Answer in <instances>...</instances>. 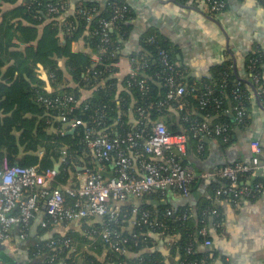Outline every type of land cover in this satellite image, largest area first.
Instances as JSON below:
<instances>
[{
  "label": "trees",
  "instance_id": "16d2710c",
  "mask_svg": "<svg viewBox=\"0 0 264 264\" xmlns=\"http://www.w3.org/2000/svg\"><path fill=\"white\" fill-rule=\"evenodd\" d=\"M56 1L58 0H0V68L9 60L13 61V64L7 67L6 74L2 75L0 79V167L20 165L37 166L38 169L57 168L59 180H66L68 168L73 169L71 163L79 162V157L84 154L87 155L89 152L85 141L87 128L93 127L97 133L104 131L106 128L107 130L103 133L112 137H123L127 132L135 129L128 123L126 114L131 101L132 111L134 110L138 121L136 108L152 105V108L147 109V120H142L143 123L138 126L144 130V135L150 133L152 124L157 122L159 118H163L169 132L180 133L185 131L191 135L190 128L193 121L190 115L187 114L188 106L196 109L203 116H213L215 123H226L229 126H234L237 123L233 115L224 112V105L211 104L202 108L199 104V96L208 87L214 90L213 95L217 99L222 97L231 98V90L237 82L245 90L247 94L246 101L248 100L249 91L246 82L236 80L231 73H228L224 82L222 81L226 71L225 65L214 72L211 80L203 82L198 87L187 83L185 79H180L181 74L178 71L179 81H182L186 88V94L183 97L184 107L180 110L176 109L178 107L176 100L168 101L167 105L163 107L156 106L157 102L165 99L167 92L166 87L161 84L162 79L159 80L153 77V80L147 82L146 89L141 90L136 81L130 78V75L125 76L120 82L111 75L113 71L112 64L121 43L126 37L127 22L131 18V11L124 19L119 21L118 27L110 32L112 39L110 49L103 55L102 60L95 62L90 53L71 49L72 42L77 40L85 30L84 19L73 13L66 15V21L76 22L75 29L68 31L66 29L67 25L62 22V19L48 15L47 4ZM115 1L127 5L122 0ZM4 4H8L10 7L3 10ZM82 4L88 7L96 5L98 17L110 14L106 5L84 1H82ZM49 17L50 20H48ZM93 26L97 28V24L93 23ZM152 36L154 40L143 42L141 51L134 55H139L142 52L148 54L150 65L146 71L153 76L154 73H162L164 70V66L159 60V50H165L170 61H174V57L165 39L159 35ZM86 39L92 50L98 52L99 36L88 35ZM21 46L22 48H20ZM60 59H65V69L76 86H64L59 91L47 90L45 81L41 78V73L44 71L51 87L63 83V70L60 67ZM259 65V62H257L255 69L261 70ZM178 68L176 67L177 70ZM50 73L55 75V81L49 78ZM118 82L127 88L128 94L122 93L119 97L115 96ZM222 83H224L223 87H221ZM80 87H95L96 89L84 105L73 108L67 114L69 119H78L82 123L72 132L61 131L63 123L56 119L59 113L58 109L46 107L34 98L36 95L53 96L67 92L73 93L76 98H79L78 89ZM246 106L248 107L247 102ZM169 108L177 110L178 120L175 115L171 114ZM98 117H100L101 123L96 125L97 120L95 119ZM244 120L238 124L241 125ZM52 128L56 131H52ZM225 134V136L220 135L217 137L220 142L224 141L223 138H230V130ZM197 143H203V139L198 140L191 137L187 155L183 158V162L190 161V154L195 151ZM63 145L66 147L67 156H71L72 161L62 162L58 165L57 160L61 156ZM39 152H42L41 155H39ZM248 174L241 175L240 178ZM225 183L226 181H223L215 187L222 186ZM164 194L163 191L146 194L141 197L143 202L139 203L130 199V201H125L120 208L123 213H127L133 206H136L140 211L138 218L142 212H147L150 218L165 222L168 226L167 233L169 235H178L172 244L173 254L176 257L172 264H194L195 261L199 260H205V263L208 264L209 257L207 254L209 250H200L205 239L198 234V229L205 224L207 238L211 240L209 224L216 221V217L211 218L210 215L212 198L200 206L196 215L185 207L173 208L167 202L159 203L156 206L146 202L149 198L159 200ZM66 199L68 203H72L74 200L69 195H66ZM168 209L173 212L170 216L166 215ZM104 220L110 228L129 239V242L126 243L129 250L128 256L114 251L103 241L102 236L99 234L101 224L98 221L91 227L83 224L84 234L86 235V232L93 234V237H89L90 240L87 238L89 242L83 233L78 235L74 231H68L64 235L57 232L51 234L49 238L62 239L69 237L75 245L73 251L63 248L58 255V264H106L105 261L97 260L96 257L88 254H85L79 260L78 256L81 250L79 242L86 241L91 246L90 248L98 250V247H102L106 249V260H110L115 264H122L124 261L130 264H167L157 252L150 249L151 234L160 233L158 228H149L143 223L129 227L126 216L123 215L115 221L107 220V218H104ZM51 231L52 229H39L36 233H33L29 230L26 239L31 245V261L23 264H46V256L49 252L45 246L47 240L45 236L46 233ZM132 233L138 235L137 239L132 238ZM189 245L193 250L190 254L187 252ZM79 261L81 262L79 263ZM0 264L20 263L9 252L0 247Z\"/></svg>",
  "mask_w": 264,
  "mask_h": 264
},
{
  "label": "built area",
  "instance_id": "2783aa9c",
  "mask_svg": "<svg viewBox=\"0 0 264 264\" xmlns=\"http://www.w3.org/2000/svg\"><path fill=\"white\" fill-rule=\"evenodd\" d=\"M199 1L205 5L211 14L220 13L226 8L225 0ZM260 1L264 4V0ZM105 5L109 8L110 14L108 16L98 17L96 5L88 7L82 3L76 4L72 11L74 15L84 19L85 30L88 35L99 36V56L95 59L96 61L102 60L103 55L110 49L112 42L110 32L117 28L119 21L130 13L126 4L115 0H108ZM47 12L52 17L57 16L62 19V22L67 25L68 31L75 29L76 22H68L65 18L68 12V0L48 3ZM93 23L97 24V28H94ZM153 40V36H150L147 41ZM158 54L159 60L164 66L162 73L156 72L152 76L146 71L150 65V60L148 54L142 52L130 58L132 64L129 73L130 78L136 81L141 90L146 89L147 82L153 80V77L162 79L161 84L166 87L167 92L165 99L157 102L156 106L163 107L167 105L168 101L176 100L181 107V99L186 94V88L182 81H179L178 70L175 64L168 59L167 52L161 49ZM257 62L260 64L259 55L249 59L250 81L254 85L259 100L264 104V79L260 70L255 69ZM228 71L226 67L223 82L229 73ZM49 78L54 80L56 77L50 73ZM223 86L224 83L221 84V87ZM213 92L214 90L208 87L206 91L201 93L199 104L202 108L211 104L224 105V112L233 115L237 123L246 119L248 114L247 94L240 87L239 82L232 88L229 99L224 97L217 99ZM36 98L39 103H43L46 107L57 108L59 111L56 116L57 119L67 124L69 130H74L82 123L78 119L67 117L73 108L84 105V102L76 98L73 93H60L53 96L37 95ZM226 101H229L228 105L225 104ZM149 108H152V105L136 108L135 112L139 118V121L137 119L139 124L143 123L142 120H147V109ZM95 120H97L96 125L101 123L100 117ZM190 131L192 132L191 135L185 131L171 133L162 121L153 123L150 133L145 134L146 136L144 130L139 127L127 132L123 137H112L101 131L97 133L93 127L87 128L85 135L87 147L93 152L96 161L101 163L109 161L113 165V172L106 176L99 168H88L85 170L84 178L75 183L58 182L59 171L57 168L38 169L37 166L20 165L0 167V242L11 239L15 229H17L20 239H26L31 222L36 217L42 202L45 205L46 216L40 221L41 229H54L71 221L83 223L90 221L89 219H99L101 224L99 234L103 241L114 251L128 256L129 250L126 243L129 242V239L110 228L104 218L115 221L123 215L126 216L129 227L143 223L149 228H158L159 234L164 237L172 236L175 238L176 236L167 233L168 226L164 221L150 218L147 212H142L138 218L140 211L136 206H133L127 213H123L121 206L116 204L118 202H125L128 198L138 199L146 194L164 191L165 189L185 196L189 193L193 181L208 177L225 180L224 185L216 187V195H230L236 201L260 191L261 183L259 182H255L251 186L239 182L240 176L246 173L259 170L264 174V160L260 158L261 150L257 142L251 145L250 161L235 162L202 171L189 161L183 162V158L187 155L191 137L225 136V133L229 131V125L226 123L212 124L210 120L205 118L202 121L192 122ZM223 139L226 140V138ZM132 153L137 158L139 175L135 174ZM69 161L71 162L72 158L67 156L64 148L61 150L60 162ZM66 195L74 198L72 203L67 202ZM217 202L218 198L216 197L210 209L213 215L218 213ZM172 213L171 209L166 211L167 216L172 215ZM183 217L185 218L184 215ZM198 234L204 237V246L211 245V240L207 238L205 224L198 229ZM86 236L93 237V234L86 232ZM137 236V234L132 233V238L137 239ZM46 239L45 246L49 252L46 256V264H58V255L63 248H68V251L75 250L74 242L69 237ZM187 252L189 254L193 252L191 245L187 247ZM122 264L130 263L124 261ZM194 264H205V261H195Z\"/></svg>",
  "mask_w": 264,
  "mask_h": 264
},
{
  "label": "crops",
  "instance_id": "0c3cea01",
  "mask_svg": "<svg viewBox=\"0 0 264 264\" xmlns=\"http://www.w3.org/2000/svg\"><path fill=\"white\" fill-rule=\"evenodd\" d=\"M82 1L105 5L108 0H68L66 15L72 13L75 5L82 3ZM122 1L127 3L130 8L131 18L127 22L126 37L121 43L112 64V77L120 82L125 76L129 75L132 69L131 56L141 51L142 43L152 35H159L168 42L174 57L172 62L180 68H178L181 74L180 79H185L187 83L193 86L198 87L203 82L211 80L214 72L225 65L229 70L228 72L236 80L247 83L249 91L248 100L246 101L248 104L247 117L241 125L235 123L234 126H229L231 136L223 142H220L217 136L214 135L196 138L198 140L203 139V143H197L195 151L190 156L200 161L202 166L198 169L202 171L212 170L222 165L250 161L252 155L251 145L257 142L261 150L260 158L264 160V104L259 100L254 85L250 81L248 68L251 57L262 55L260 67L264 79V4L260 0H225L226 8L220 13L211 14L199 0ZM9 7L8 4H4L2 9L6 10ZM48 20H50V17ZM87 37V31L84 30L83 34L72 42L71 49L90 53L96 62L95 59L99 54L94 52L88 45ZM59 63L63 70V83L51 87L44 71L41 73V78L45 81L47 90L59 91L64 86H76L65 69V59H60ZM12 64L13 61L9 60L0 68V79L2 75L6 74L7 67ZM119 82L116 86V97H119L122 93L128 94L127 88ZM94 89L96 88L80 87L78 89L80 101L85 103L93 95ZM36 97L37 95L34 99L37 101ZM182 99V106L179 107V104H177L176 109L180 110L184 107V98ZM228 103L229 101L225 102L227 105ZM169 109L171 114L175 115L178 120L177 110ZM187 109V114L190 115L193 122L202 121L206 118L212 124L215 123L213 116H203L191 106L190 108L188 106ZM126 114L128 123L132 128H137L139 122L134 110L132 111V101ZM158 121L164 123L163 118H159ZM67 126L63 123L61 131L71 132V129L69 130ZM106 130L105 128L104 131ZM52 131H56V129L52 128ZM64 148L66 149L63 145L62 149ZM87 150L89 151L88 154L81 155L79 162L71 163L73 169L68 168L66 180L60 181L59 176H57L58 182L75 183L81 181L85 176V170L89 167L90 169L99 168L106 176L112 174L113 165L110 162L101 163L96 161L91 149L88 148ZM41 153L39 152V155ZM60 157L57 160L58 165L61 163ZM131 157L135 174L139 175L137 158L134 153L131 154ZM241 178L239 182L243 185L251 186L254 182L261 183L260 191L236 201L230 195H216L215 185L225 180L208 177L193 181L189 193L185 196L178 195L170 189H165L162 198L159 200L149 198L146 202L153 206L167 202L173 208L185 207L196 215L204 202L210 201L211 198L214 202L217 197L216 207L218 213L215 215L216 221L209 224L211 245L208 248L200 247V250H209L208 264H264V174L256 170ZM130 199L137 203L143 202L142 198H128L129 201ZM123 203L118 202L116 204L121 206ZM45 216V205L41 202L36 217L30 225V230L33 233L41 229L40 221ZM89 220L83 223L77 221L64 223L46 233L45 238H49L52 233L56 232L62 235L68 231H74L78 235L80 233L84 234L83 224L91 227L99 221V219ZM84 237L90 240L88 236L85 235ZM175 238L152 233L150 249L157 252L165 263L172 264L176 260L172 245ZM23 241H26V244ZM86 242H79L81 244L79 260L85 254H88L96 257L97 260L105 261L106 264H115L110 260H106V249L98 247V250H95L90 248L91 246ZM0 243L7 247L8 252L17 259L18 263L23 264L31 261V245L27 239L18 237L17 229L13 231L11 239Z\"/></svg>",
  "mask_w": 264,
  "mask_h": 264
},
{
  "label": "water",
  "instance_id": "95a60500",
  "mask_svg": "<svg viewBox=\"0 0 264 264\" xmlns=\"http://www.w3.org/2000/svg\"><path fill=\"white\" fill-rule=\"evenodd\" d=\"M72 131H73V130H71V132H72ZM189 160H190L189 162L192 163V165L195 166L196 168L202 166L201 163H200V161H199L198 159L192 157V156L189 157ZM205 171H208V170H205ZM23 243L26 244V241H23ZM0 247H2L3 250H5V251L8 252L7 247L4 246L3 244L0 243Z\"/></svg>",
  "mask_w": 264,
  "mask_h": 264
},
{
  "label": "flooded vegetation",
  "instance_id": "af4514ba",
  "mask_svg": "<svg viewBox=\"0 0 264 264\" xmlns=\"http://www.w3.org/2000/svg\"><path fill=\"white\" fill-rule=\"evenodd\" d=\"M260 56V63H261V61H262V55H259ZM260 66V65H259ZM260 72H261V70H260ZM255 183V182H254ZM253 183V184H254ZM217 187V186H216ZM210 215H211V217H215V215H213V214H211V211H210ZM204 248H208L209 246H204V245H202ZM207 256L209 257V253L207 254ZM205 261V260H204ZM206 264V263H205Z\"/></svg>",
  "mask_w": 264,
  "mask_h": 264
}]
</instances>
